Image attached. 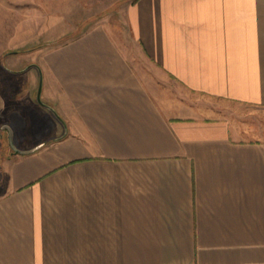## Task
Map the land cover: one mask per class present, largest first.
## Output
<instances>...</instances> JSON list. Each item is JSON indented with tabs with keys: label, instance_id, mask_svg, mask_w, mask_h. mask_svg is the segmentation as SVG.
<instances>
[{
	"label": "crops",
	"instance_id": "1",
	"mask_svg": "<svg viewBox=\"0 0 264 264\" xmlns=\"http://www.w3.org/2000/svg\"><path fill=\"white\" fill-rule=\"evenodd\" d=\"M96 1L7 69L0 264H264V0Z\"/></svg>",
	"mask_w": 264,
	"mask_h": 264
},
{
	"label": "rangeland",
	"instance_id": "2",
	"mask_svg": "<svg viewBox=\"0 0 264 264\" xmlns=\"http://www.w3.org/2000/svg\"><path fill=\"white\" fill-rule=\"evenodd\" d=\"M112 1L113 0H97L96 2L97 6H101L103 3L104 5H108ZM34 2L33 0H26L25 2L24 10L26 26L24 29L22 28L23 32L20 33H8L1 31L3 29H9L8 23L13 24L15 21L12 20V17H10L9 22L8 17H2L0 11V89L5 87L7 89V87L10 86V94H12L13 91H19V93H16L18 96L16 95L15 98L13 97L15 100L18 99V97L21 100H29V98L32 97V99L34 98L33 101L36 102L40 82L38 83V88L35 94L32 93L29 96V94L26 92L27 88H25L24 84L19 81L18 77H15L13 74H9L7 69H10V63L20 66L24 60H27L26 65L21 67V70H26L32 65L33 60H35V53H37V51L40 49L62 44L79 35L82 27L78 28L76 31H71L68 33L67 29H69L68 24L73 23L75 20H79L77 10L79 6H85V0H77L75 2L73 0H37L35 3ZM2 5L4 6V9H8L9 6L10 10L17 8V3H10L9 1L0 0V8ZM84 9L85 8H83V10ZM50 25H53V27L51 28ZM122 35L123 37L121 39V43L123 47L129 53V55H131L134 61L136 59L137 63L141 64V57L137 56V50L133 48V45L129 41V33L127 28L122 30ZM13 98L11 97L12 100H14ZM15 118L17 117L12 116L11 120H15ZM37 118L38 117H33L31 119L33 124H30L29 132L26 133V137L28 139L26 140V143L33 142L37 136H40L49 127L48 124L42 123L41 120L38 121V123H41L37 125ZM5 137L7 138V141H10L7 135ZM16 143V139L13 138L14 146Z\"/></svg>",
	"mask_w": 264,
	"mask_h": 264
},
{
	"label": "water",
	"instance_id": "3",
	"mask_svg": "<svg viewBox=\"0 0 264 264\" xmlns=\"http://www.w3.org/2000/svg\"><path fill=\"white\" fill-rule=\"evenodd\" d=\"M41 87H42V80H40V86H39V88H38V94H37V102L39 103V104H41L42 106H45V104L42 102V100H41ZM3 129H7L8 131H9V139H10V144H11V147H12V149H13V151L14 152H16V153H22V154H27V153H30V152H25V151H20V150H18L15 146H14V144H13V131H12V129H11V127L10 126H8V125H5V126H3ZM34 150H32V152H33Z\"/></svg>",
	"mask_w": 264,
	"mask_h": 264
},
{
	"label": "trees",
	"instance_id": "4",
	"mask_svg": "<svg viewBox=\"0 0 264 264\" xmlns=\"http://www.w3.org/2000/svg\"><path fill=\"white\" fill-rule=\"evenodd\" d=\"M16 53H18V52H16ZM20 53V52H19Z\"/></svg>",
	"mask_w": 264,
	"mask_h": 264
}]
</instances>
